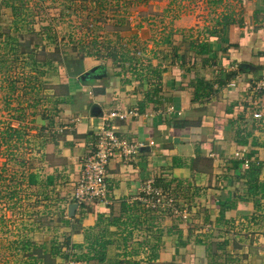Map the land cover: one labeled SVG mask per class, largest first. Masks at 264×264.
Wrapping results in <instances>:
<instances>
[{"label":"crops","instance_id":"crops-1","mask_svg":"<svg viewBox=\"0 0 264 264\" xmlns=\"http://www.w3.org/2000/svg\"><path fill=\"white\" fill-rule=\"evenodd\" d=\"M240 4V13L225 15L235 22L227 28L217 25L224 16L189 35L177 27L149 62L153 76L146 81L125 77L115 62L88 58L65 67L60 111L35 122L45 133L46 183L36 175L41 170L32 175L35 188L60 186L59 204L67 202L66 254L55 264H215L214 244L228 248L234 227L262 219L264 91L252 88L264 80V12H256L257 0ZM201 43L209 51L196 54ZM115 112L127 119L109 121ZM109 124L136 153L111 161L105 203L77 208L71 217L72 183ZM254 166L260 171L251 180ZM148 184L172 197L173 208L147 209ZM144 212L156 216L151 226L159 235L143 237Z\"/></svg>","mask_w":264,"mask_h":264},{"label":"rangeland","instance_id":"rangeland-1","mask_svg":"<svg viewBox=\"0 0 264 264\" xmlns=\"http://www.w3.org/2000/svg\"><path fill=\"white\" fill-rule=\"evenodd\" d=\"M240 7L236 0L0 3V264H32L35 259L55 264L56 250L66 254L68 219L61 212L67 202L59 204L60 186L37 189L32 179L33 170L38 169L43 174L36 175L46 183L45 133L35 122L39 117L42 123L60 111L65 67L88 58L103 64L115 62L125 77L146 81L153 76L149 62L158 58L160 46L169 43L177 27L178 34L189 35L225 15L240 13ZM140 217L145 221L143 237L149 236L155 231L151 223L156 216L144 212ZM261 217L254 225L234 227L228 248L214 244L213 256L218 258L212 261L264 264ZM154 233L159 235V231Z\"/></svg>","mask_w":264,"mask_h":264},{"label":"built area","instance_id":"built-area-1","mask_svg":"<svg viewBox=\"0 0 264 264\" xmlns=\"http://www.w3.org/2000/svg\"><path fill=\"white\" fill-rule=\"evenodd\" d=\"M254 93L264 91V80L258 81L252 88ZM131 115H137L131 113ZM127 113H111L110 119H127ZM254 117L260 118V113H254ZM136 146L124 140L113 125L96 136L94 151L89 153L82 163V169L78 178L72 183L73 189L70 195V202L79 210L86 209L99 203H105L108 194V168L111 161L118 155L130 157L136 153ZM145 195L142 200L145 207L150 210L173 208L174 199L165 195L161 190L154 189L151 184L146 186ZM177 213V212H176ZM183 219L188 217L187 212H182Z\"/></svg>","mask_w":264,"mask_h":264},{"label":"trees","instance_id":"trees-1","mask_svg":"<svg viewBox=\"0 0 264 264\" xmlns=\"http://www.w3.org/2000/svg\"><path fill=\"white\" fill-rule=\"evenodd\" d=\"M8 1H10V0H3L2 3H7ZM236 1L238 3H243V0H236ZM257 4H258V6H257L256 12L257 13L264 12V0H257ZM234 23L235 22H234V20L231 19V16H225L224 19H223V23L222 22H217V25L223 24L224 27L227 28V27L231 26ZM217 35H218L217 30L216 31H211L209 33V36H217ZM199 49H200L199 52L197 51L196 54H203V53H207L209 51L208 46L206 44H204V43H201L199 45ZM83 60H85V59H83ZM257 171H260V166L250 167L248 169V177H250L251 180L252 179L254 180V177H252V176L254 175L253 173L257 172ZM60 252H61L60 250H56V253L53 255V258H56V257H59V256L61 257L62 255H60L61 254ZM102 257H104V256H102ZM154 259L156 260V258H154V256L153 257H149V259H148L149 263L152 262V260H154ZM102 260L103 259H101V262H102ZM32 264H45V263H42L39 260L35 259ZM51 264H54V263H51ZM120 264H123V263H120ZM126 264H131V263L128 262ZM132 264H139V263H132Z\"/></svg>","mask_w":264,"mask_h":264},{"label":"water","instance_id":"water-1","mask_svg":"<svg viewBox=\"0 0 264 264\" xmlns=\"http://www.w3.org/2000/svg\"><path fill=\"white\" fill-rule=\"evenodd\" d=\"M97 69L98 68H95V69L91 70V73H94ZM76 209H77V206L76 205H70V207H69V214L71 215V217L74 216V213H75Z\"/></svg>","mask_w":264,"mask_h":264}]
</instances>
